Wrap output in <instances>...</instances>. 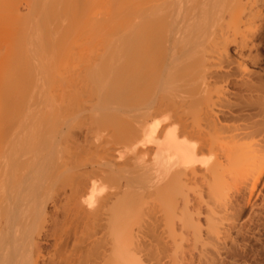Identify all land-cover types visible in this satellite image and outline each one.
<instances>
[{
  "label": "bare ground",
  "instance_id": "6f19581e",
  "mask_svg": "<svg viewBox=\"0 0 264 264\" xmlns=\"http://www.w3.org/2000/svg\"><path fill=\"white\" fill-rule=\"evenodd\" d=\"M263 23L264 0H0V264L220 257L264 214Z\"/></svg>",
  "mask_w": 264,
  "mask_h": 264
},
{
  "label": "rangeland",
  "instance_id": "374dc122",
  "mask_svg": "<svg viewBox=\"0 0 264 264\" xmlns=\"http://www.w3.org/2000/svg\"><path fill=\"white\" fill-rule=\"evenodd\" d=\"M31 36H29V34H28V40L30 41H28V40H26V37H25V40L26 41H28L29 42V47H30V43H33L34 42V35L33 34H30ZM256 36L258 37V42H262L261 44V46H260V48H261V52H262V61H261V64H259V66H257V67H254L256 70H263L264 69V23H263V27H262V29L260 30V31H258L257 32V34H256ZM30 39H32V40H30ZM25 44H26V42H25ZM20 46V45H19ZM22 46L23 45H21V49H23L24 50V47L22 48ZM28 46V45H27ZM18 48V47H17ZM16 49V48H15ZM29 48H27V50H26V53H24L25 52V50H24V52H23V50H21L20 51V49L18 50H16V52L17 51H19V53H17L15 56H17V57H15L16 59L14 60L13 59V64L11 65V66H13V67H15V69L14 68H12L11 66H10V68L12 69V70H14V71H16V69L17 70H19V71H22V70H24L23 68H24V66L26 67L29 63H31V62H35L36 63V61L35 60H37V64H40V63H42L43 61H44V56H45V51L43 50V53H42V50H40V52H37V54L36 55H33L34 53H32L31 52V49H30V51L28 50ZM1 52H5V50L3 51V50H1L0 51V55H1ZM14 52H15V50H14ZM28 52V53H27ZM3 54V53H2ZM42 54H44V55H42ZM6 54H3V56H5ZM32 55V56H31ZM34 56H36L35 58H34ZM2 58V56H0V59ZM14 58V57H13ZM29 58V59H28ZM30 58H31V60H30ZM3 59V58H2ZM2 59H1V61H2ZM29 61H31V62H28ZM23 62H25V63H28L27 65H25V63H23ZM21 63H23V64H21ZM23 65V66H22ZM5 67H7V66H5ZM5 67H3L2 66V70L5 68ZM28 67V66H27ZM27 67L25 68V69H27ZM262 67V68H261ZM9 68V67H8ZM22 68V69H21ZM5 70H6V68H5ZM264 71V70H263ZM6 76V75H5ZM1 77V76H0ZM31 77V79H34V77L33 76H30ZM29 77V78H30ZM6 78H7V76H6ZM2 79V78H1ZM0 79V80H1ZM5 79V78H4ZM6 80V79H5ZM5 80H4V82H5ZM0 83H1V81H0ZM1 84H3V81H2V83ZM6 84V83H5ZM4 84V85H5ZM31 84V83H30ZM2 87V86H1ZM1 105V104H0ZM247 213H248V211H247ZM247 215L248 214H245V216L247 217ZM260 215H262V216H256V217H253L252 219L254 220H252V221H250L248 218H246L245 216H244V219H242V220H244V221H238V227L240 228L241 226L240 225H242V224H244L243 222H245V226L243 225V228H240V230H239V228L237 227L236 229H234L233 231H232V236L234 237V239H233V237L232 238H229L228 240H226V242H224L225 243V245L223 246V250L222 249H220L221 247H219V250L221 251V253H220V257L218 256V255H214V259H215V256H217L218 258H216V259H218V261L215 259L214 261L216 262H218V263H216V264H264V214H260ZM259 217V218H258ZM248 219V220H246V219ZM257 220H256V219ZM261 218V219H260ZM249 221V222H248ZM240 222V223H239ZM254 222V223H253ZM252 223V224H251ZM250 224H251V226H250ZM248 225V226H247ZM253 225V226H252ZM243 229V230H242ZM247 229V230H246ZM236 232V233H235ZM241 232V233H240ZM245 233V234H244ZM236 234V235H235ZM238 235H239V237H238ZM241 235V236H240ZM236 237V238H235ZM238 237V238H237ZM233 239V242L231 241V240ZM237 239V240H236ZM230 242V243H229ZM218 244H220V243H218ZM223 244V243H222ZM222 244H220L221 246H222ZM228 244V245H227ZM229 244H230V246H229ZM219 245V246H220ZM232 245V246H231ZM234 246V247H233ZM227 247H229V248H227ZM232 248V249H231ZM227 250V251H226ZM225 254H224V253ZM211 256H213V255H211ZM210 256V257H211ZM222 256H224V257H222ZM221 257H222V262L219 260V259H221ZM227 257V258H226ZM212 258H210V260H211ZM213 260V259H212ZM202 261H204V260H202ZM213 261V263H212V261H209V262H201L200 264H204V263H206V264H214L215 262ZM220 262V263H219Z\"/></svg>",
  "mask_w": 264,
  "mask_h": 264
}]
</instances>
